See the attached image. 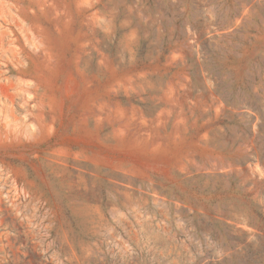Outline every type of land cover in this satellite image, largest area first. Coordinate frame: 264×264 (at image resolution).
I'll list each match as a JSON object with an SVG mask.
<instances>
[{
  "label": "rangeland",
  "instance_id": "rangeland-1",
  "mask_svg": "<svg viewBox=\"0 0 264 264\" xmlns=\"http://www.w3.org/2000/svg\"><path fill=\"white\" fill-rule=\"evenodd\" d=\"M0 264H264V0H0Z\"/></svg>",
  "mask_w": 264,
  "mask_h": 264
}]
</instances>
